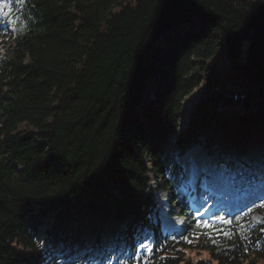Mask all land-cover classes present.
Segmentation results:
<instances>
[{"label":"trees","instance_id":"obj_1","mask_svg":"<svg viewBox=\"0 0 264 264\" xmlns=\"http://www.w3.org/2000/svg\"><path fill=\"white\" fill-rule=\"evenodd\" d=\"M12 3L15 30L0 28V264L264 262V214L165 234L148 191L150 178L168 189L175 157L201 139L245 180L264 173V0ZM140 242L151 252L138 260Z\"/></svg>","mask_w":264,"mask_h":264},{"label":"rangeland","instance_id":"obj_2","mask_svg":"<svg viewBox=\"0 0 264 264\" xmlns=\"http://www.w3.org/2000/svg\"><path fill=\"white\" fill-rule=\"evenodd\" d=\"M2 2L6 5L4 8V11L8 12V16H0V28H3L4 26H7L10 28V30H15V26L12 25V17H10L11 8L13 6L12 0H2ZM227 64L226 60L221 58L219 62L217 63V66L225 67ZM196 100V95L191 94L185 101V105L187 107V110L190 113V109L192 105L194 104ZM187 111V112H188ZM186 112V113H187ZM183 118L181 122V129H184L185 126H183V121L186 118ZM189 118V117H188ZM187 123V122H186ZM204 141L201 139L199 142L198 150H201L202 152L207 151L205 147H203ZM213 152V156L215 155L214 162L217 160H221L222 163H220V169L219 171L226 170L227 178L233 179V185L234 187H237L240 191V199L243 197L242 200L245 199L249 194L252 193V191H249V188L243 187L245 183L241 182V179L239 176V173L237 170L227 168L223 161H226L229 159L227 155H224L221 153V150L219 147L215 146L211 148ZM210 151V150H208ZM186 154V152H184ZM183 154V155H184ZM200 157L194 159L199 160ZM207 158V157H206ZM177 168L174 170V173H172L171 183L168 187V189H162L160 190L157 187V183L150 178L148 183V191L153 195L155 203H156V210H157V218H159L161 230L163 231L162 227H165V219L170 218V225L171 229H175V231L180 232L181 228L180 226L185 225L187 227V230H190L191 232H194L195 234L193 236L197 235V232L204 231L207 234H210V230L208 227L204 226L203 222H207L209 225L214 221L216 223H226V221H229L230 219L249 214L250 217L253 220H259L261 218V215L264 214V196L253 198L249 200V205L243 208L241 211H238L235 215H225L223 214L220 216L221 220L216 221L213 218L214 215L210 214L209 212V205L207 206V211H200L198 209V202H203L199 199V195H192V197H188L190 195V192L192 191V186H188L185 184L186 181V166L184 165V162L181 160L180 157L176 160ZM230 176V177H229ZM256 190V188L254 189ZM264 194V190H263ZM197 198L196 202L193 203V199ZM168 210L172 215H168L165 211ZM50 223V220L47 219L44 226H48ZM174 231V230H173ZM141 244H144L146 247L148 246L147 243L140 242L139 246ZM139 248V252H146L145 248ZM187 256L192 260L196 261L198 259H204L206 256H204L203 252H197L195 248L187 247ZM79 255V254H78ZM73 259H77V255L73 254ZM109 264L114 263V258L109 259L107 261ZM254 264H264L262 260L255 261Z\"/></svg>","mask_w":264,"mask_h":264},{"label":"bare ground","instance_id":"obj_3","mask_svg":"<svg viewBox=\"0 0 264 264\" xmlns=\"http://www.w3.org/2000/svg\"><path fill=\"white\" fill-rule=\"evenodd\" d=\"M188 117H189V111L186 113V118H185V120L183 121V126H185L186 125V122H187V120H188ZM199 146V145H198ZM198 146H196V147H194V148H192L190 151H188L187 152V154L183 157V160H186V158L188 157V156H192V157H196V158H198V157H200L199 158V160H201L203 163H205L206 164V168L207 169H202L201 168V166H200V164H198L197 162H194L193 164H192V168L195 170V171H199V172H201V171H204L205 172V174H206V177H208V179H210L209 178V174L211 173V172H214V171H216L217 169H218V160L217 161H215L214 162V157H215V155L213 156V152H212V155H209V152L210 151H205V152H202L201 150H198ZM208 155V156H207ZM207 157V158H206ZM187 171H188V169H187ZM214 181V180H213ZM200 182V181H199ZM204 182H207V181H205L204 180ZM210 182H212V181H210ZM262 194H263V188H260L259 190H254L251 194H249L244 200H239L238 201V205H239V209L238 210H240V209H243L244 208V206H245V203L248 201V200H251V199H253V198H257V197H261L262 196ZM244 197V196H243ZM196 201V199H194V201L193 202H195ZM210 203V201H206V202H201V204L199 205V207H198V209H200V210H204V211H207L206 210V207L208 206V204ZM219 209L216 207V206H214V212H217ZM237 210V211H238ZM221 211V210H220ZM170 218H168V219H165V222L166 223H170Z\"/></svg>","mask_w":264,"mask_h":264},{"label":"snow or ice","instance_id":"obj_4","mask_svg":"<svg viewBox=\"0 0 264 264\" xmlns=\"http://www.w3.org/2000/svg\"><path fill=\"white\" fill-rule=\"evenodd\" d=\"M6 7V5L2 2V0H0V16H8L9 13L4 11V8ZM262 206H264V204H262ZM204 223V226L205 227H212V225H209L206 221L203 222ZM226 223H232V221H226ZM225 235H232V233H225ZM140 248H145L146 252L150 253L151 252V246H145L144 244H141L139 246ZM137 259L139 260L140 257H139V248L137 249ZM143 264H148V261H147V256L145 255L143 257Z\"/></svg>","mask_w":264,"mask_h":264}]
</instances>
